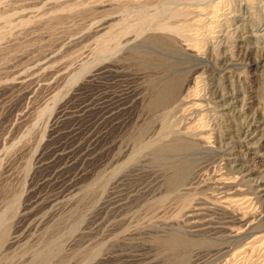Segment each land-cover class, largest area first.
<instances>
[{"label": "rangeland", "instance_id": "1", "mask_svg": "<svg viewBox=\"0 0 264 264\" xmlns=\"http://www.w3.org/2000/svg\"><path fill=\"white\" fill-rule=\"evenodd\" d=\"M0 264H264V0H0Z\"/></svg>", "mask_w": 264, "mask_h": 264}, {"label": "bare ground", "instance_id": "2", "mask_svg": "<svg viewBox=\"0 0 264 264\" xmlns=\"http://www.w3.org/2000/svg\"><path fill=\"white\" fill-rule=\"evenodd\" d=\"M258 239V238H257ZM260 239V238H259ZM255 241V240H254Z\"/></svg>", "mask_w": 264, "mask_h": 264}]
</instances>
